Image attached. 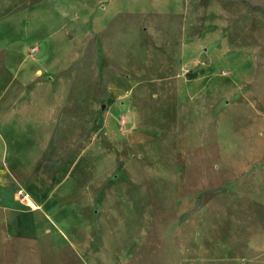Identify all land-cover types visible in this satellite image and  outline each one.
Masks as SVG:
<instances>
[{
	"label": "rangeland",
	"instance_id": "1",
	"mask_svg": "<svg viewBox=\"0 0 264 264\" xmlns=\"http://www.w3.org/2000/svg\"><path fill=\"white\" fill-rule=\"evenodd\" d=\"M5 159L98 264H264V0H0Z\"/></svg>",
	"mask_w": 264,
	"mask_h": 264
},
{
	"label": "crops",
	"instance_id": "2",
	"mask_svg": "<svg viewBox=\"0 0 264 264\" xmlns=\"http://www.w3.org/2000/svg\"><path fill=\"white\" fill-rule=\"evenodd\" d=\"M42 112L47 118L50 127L47 130L52 134L55 131L54 123H58L61 118L63 106L57 101H43ZM60 106V107H59ZM48 134H46V137ZM31 163V161H30ZM33 166L26 164L23 168V176L33 177ZM10 165L0 160V264H75V253L81 264H98L101 257L97 259L94 238L91 234L94 226L90 212L81 211H52L58 202L60 184L53 185L50 182L53 172L42 173L47 181L42 187L43 198L38 200L31 196L34 203L39 208H32L26 204L20 196L19 190H25L27 184L23 185L14 177ZM43 171V170H42ZM60 175V174H59ZM58 175V176H59ZM80 181L79 176L73 177L74 182ZM74 187V186H73ZM75 191V190H73ZM29 194V193H28ZM81 189L77 188L73 197L81 201ZM62 197V196H61ZM30 203L31 199L28 198ZM65 216L84 220L85 232L81 235L77 228L64 229L57 220ZM79 234H78V232ZM109 245L103 243V249L108 250ZM123 251V246L119 249ZM123 255L114 258L113 255L103 256V262L99 264H112L115 260H121ZM80 264V263H79Z\"/></svg>",
	"mask_w": 264,
	"mask_h": 264
},
{
	"label": "built area",
	"instance_id": "3",
	"mask_svg": "<svg viewBox=\"0 0 264 264\" xmlns=\"http://www.w3.org/2000/svg\"><path fill=\"white\" fill-rule=\"evenodd\" d=\"M23 201L28 204V200L26 199V197H22Z\"/></svg>",
	"mask_w": 264,
	"mask_h": 264
}]
</instances>
